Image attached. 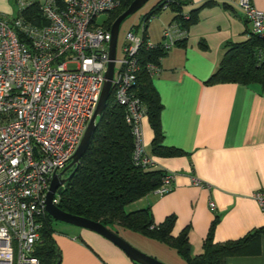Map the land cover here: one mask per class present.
Listing matches in <instances>:
<instances>
[{
  "label": "built area",
  "instance_id": "1",
  "mask_svg": "<svg viewBox=\"0 0 264 264\" xmlns=\"http://www.w3.org/2000/svg\"><path fill=\"white\" fill-rule=\"evenodd\" d=\"M12 3L14 14L0 16V264H38L33 250L49 181L70 161L98 102L109 62V27L95 19L117 9L120 0ZM235 6L250 33L264 38V11L249 0H236ZM29 7L37 9L38 24L24 18ZM147 23L142 20L136 27L138 36L125 34L122 56L113 60L110 89L131 136V163L144 169L152 166L142 137L145 108L132 87L140 70L152 78L159 68L151 62L142 65L139 52L155 47L167 52L186 34L171 22L154 44L146 38ZM173 179V173H164L152 192H170ZM192 183L203 186L194 178ZM251 198L264 214V190ZM56 201L55 192L52 204ZM208 207L213 209V203Z\"/></svg>",
  "mask_w": 264,
  "mask_h": 264
},
{
  "label": "crops",
  "instance_id": "2",
  "mask_svg": "<svg viewBox=\"0 0 264 264\" xmlns=\"http://www.w3.org/2000/svg\"><path fill=\"white\" fill-rule=\"evenodd\" d=\"M206 1L190 0L183 7L182 14L197 10L196 22L187 29L184 45L172 46L160 59L158 74L151 78L161 104V145L182 155L150 156L148 169L173 173V187L164 195L151 192L124 207L125 212L149 208L154 224L173 215L170 235L175 237L188 228L191 255L200 252L215 216L214 243L238 240L264 227V214L251 198L253 192L264 190V84H204L217 68L223 46L246 40L250 27L236 8V0H212L211 6L204 5ZM249 1L264 11V0ZM12 2L0 0V16L14 14ZM172 16L160 20V29L171 23ZM146 38L154 44L160 42L150 40L147 33ZM141 126L148 154L152 132L146 118ZM193 178L203 186L193 185ZM120 232L125 241L122 234L134 236ZM140 237L135 244L128 243L164 264H184L170 248ZM52 238L59 264H132L114 245L84 229L54 232ZM249 244L252 252L228 256L223 264H264V235Z\"/></svg>",
  "mask_w": 264,
  "mask_h": 264
},
{
  "label": "trees",
  "instance_id": "3",
  "mask_svg": "<svg viewBox=\"0 0 264 264\" xmlns=\"http://www.w3.org/2000/svg\"><path fill=\"white\" fill-rule=\"evenodd\" d=\"M131 1L120 0L119 7L108 13L105 28L110 26L113 19L125 10ZM189 2L190 0H158L142 20L148 22L150 17L157 15L164 7L173 14L170 22L187 31L197 19V10L186 13L187 19L182 17L183 7ZM212 4V0L204 3L206 6ZM23 16L29 21L33 19L34 24L39 23L40 18L35 7L25 9ZM182 45L184 41L176 42L173 46ZM199 46L202 50L205 49L204 45ZM223 49L217 68L204 81L205 85L231 83L263 86L264 38H258L249 32L246 40L227 43ZM165 53L158 47L141 49L138 57L142 65L146 62L158 65ZM132 92L143 104L145 118L152 132L147 155L163 158L181 156V151L161 145L162 134L159 125L161 104L151 84V78L143 69L136 75ZM131 151L132 140L124 123L123 110L115 103L113 91L110 90L78 164L66 171L65 182L56 190L55 206L64 213L97 222L117 235L119 231H128L163 244L173 250L184 264H223L224 258L228 256L252 252L253 248L249 246V242L264 235V227L247 233L238 240L214 243L212 235L218 221L215 216L201 241L200 252L191 255L188 228L182 229L175 237L170 235L175 221L173 215H168L159 224H154L149 208L125 212L126 205L151 193L160 184L165 173L158 169L133 166ZM40 222L33 255L37 258L38 264H57L59 251L52 238L54 233L52 225L55 221L44 214Z\"/></svg>",
  "mask_w": 264,
  "mask_h": 264
},
{
  "label": "water",
  "instance_id": "4",
  "mask_svg": "<svg viewBox=\"0 0 264 264\" xmlns=\"http://www.w3.org/2000/svg\"><path fill=\"white\" fill-rule=\"evenodd\" d=\"M147 0H132L130 4L123 10L119 15H117L113 21L111 22L108 32L110 34V41L108 44V59L109 62L107 63L106 71L103 74V84L101 87V91L99 94L98 102L96 107L86 124L82 137L73 152L70 161L67 165L57 174H53L49 181V185L44 197V212L47 216H49L52 220L63 223L75 228H80L87 230L89 232L95 233L98 236L102 237L120 251L132 262L135 264H161L160 262L156 261L155 259L144 255L143 253L137 251L129 244H127L122 238H120L115 232L108 230L107 228L103 227L101 224L97 222H92L86 220L81 217L72 216L70 214L64 213L60 211L55 205L52 204V198L56 190L63 185L67 177L65 175L66 171L70 168H75L78 164V160L81 157L82 153L84 152L90 136L94 129V123L96 118L100 115L105 101L110 93L111 89V79H112V70H113V60L115 57V43H116V36L119 24L129 15L136 12ZM60 263V255L57 254V264Z\"/></svg>",
  "mask_w": 264,
  "mask_h": 264
},
{
  "label": "rangeland",
  "instance_id": "5",
  "mask_svg": "<svg viewBox=\"0 0 264 264\" xmlns=\"http://www.w3.org/2000/svg\"><path fill=\"white\" fill-rule=\"evenodd\" d=\"M158 0H147L142 7H140L136 12H134L133 14L129 15L128 17H126L120 24L118 27V31H117V36H116V43H115V58L119 59L121 58L122 54H121V47L122 44L124 42V37L125 34L127 32H132L135 33L136 36H138L140 34V30L139 28H136L139 23L142 21V17L148 13L149 9L155 5V3ZM13 9L12 12H15V8L13 6V8H11V10ZM11 12V14H12ZM172 12L169 11V9H163L161 10L157 15L152 16L148 19V23H147V28H146V33L147 36L150 40H156V39H160L159 33H161L160 29V20L164 19L165 16H171ZM12 15H9L8 18H10ZM108 21V16L107 15H101L99 17H97L95 19V24H104L105 22L107 23ZM136 30V31H135ZM68 68H72V66H68ZM115 70L117 68V66H114ZM52 230L53 232H61V231H68V232H74L75 231V227L63 224V223H59V222H54L52 225ZM121 234V232L119 233V235ZM134 235L133 238L132 237H128L127 234H122V236L126 239V243L129 244L131 247H133L130 243L135 244L136 241V237L137 239H142L138 234H132ZM121 238V235L119 236ZM135 237V238H134ZM128 240V241H127ZM130 242V243H128ZM134 242V243H133ZM134 249H136L135 247H133ZM137 251H139L138 249H136ZM141 252V251H139ZM143 253V252H141ZM146 256V253H143ZM151 257V256H149ZM153 259H155L156 261L162 263L161 261H159L158 259L151 257Z\"/></svg>",
  "mask_w": 264,
  "mask_h": 264
},
{
  "label": "flooded vegetation",
  "instance_id": "6",
  "mask_svg": "<svg viewBox=\"0 0 264 264\" xmlns=\"http://www.w3.org/2000/svg\"><path fill=\"white\" fill-rule=\"evenodd\" d=\"M65 177V175L63 176V178Z\"/></svg>",
  "mask_w": 264,
  "mask_h": 264
}]
</instances>
